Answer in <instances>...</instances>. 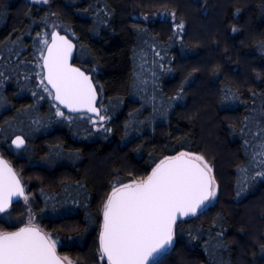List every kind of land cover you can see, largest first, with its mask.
<instances>
[{"label":"trees","instance_id":"obj_1","mask_svg":"<svg viewBox=\"0 0 264 264\" xmlns=\"http://www.w3.org/2000/svg\"><path fill=\"white\" fill-rule=\"evenodd\" d=\"M49 8L0 0V150L28 181L33 216L59 254L107 264L99 235L113 187L196 151L213 167L216 199L179 220L171 248L151 264H264L256 175L264 173V0H50ZM162 8L183 20L181 32L169 18L142 16ZM51 13L92 75L104 129L52 100L41 67ZM16 134L27 142L20 151L10 145ZM26 219L21 199L0 214V233Z\"/></svg>","mask_w":264,"mask_h":264},{"label":"snow or ice","instance_id":"obj_2","mask_svg":"<svg viewBox=\"0 0 264 264\" xmlns=\"http://www.w3.org/2000/svg\"><path fill=\"white\" fill-rule=\"evenodd\" d=\"M72 47L64 37L52 34V44L44 57L45 79L55 89V99L60 104L72 110L86 107L96 113V93L89 77L68 64ZM57 115L64 113L58 110ZM14 143L23 144V140L17 137ZM260 154L264 155V149ZM0 165L4 170L0 173L2 212L11 196L23 195L24 190L7 164L0 161ZM211 172L203 156L181 152L162 160L145 180L113 187L104 205L100 236V252L108 264H145L149 257L170 244L177 215H195L216 196ZM256 175L264 177L261 172ZM0 264H61V259L55 255V243L38 228L28 226L0 233ZM68 264L72 261L68 260Z\"/></svg>","mask_w":264,"mask_h":264},{"label":"water","instance_id":"obj_3","mask_svg":"<svg viewBox=\"0 0 264 264\" xmlns=\"http://www.w3.org/2000/svg\"><path fill=\"white\" fill-rule=\"evenodd\" d=\"M53 33H55L57 36H59V37H64L66 40H68L72 45H73V47H72V51H71V53H70V55L68 56V64L72 67V68H78V69H80V71L81 72H83L86 76H88L89 77V79H90V81H91V83H92V86H93V88L95 89V93H96V99H95V101H94V106L97 108V110H98V112H96V113H94V112H89L88 110H87V108L86 107H79V108H77L76 110H72V109H69L68 107H66L65 105H63V104H60L59 103V101H57L56 99H55V89H53L52 88V86L47 82V80L45 79V77L47 76V69L44 67V57L45 56H47V54H48V46H50L51 44H52V34ZM75 54H76V43L74 42V40L72 39V38H70L67 34H65V33H62V32H60L58 29H56V28H54V29H52V31L50 32V38H49V40L47 41V43H46V45H45V48H44V51H43V54H42V59H41V67H42V70H43V79H44V82H45V84L47 85V87L50 89V91L52 92V100H53V102L55 103V104H57L60 108H61V110L63 111V112H65V113H67V114H69V115H74V114H87V115H89V116H91V117H99V115H100V107H99V93H98V90H97V88H96V85H95V83H94V81H93V79H92V75H91V73H88V72H86L83 68H81L79 65H77L74 61H75ZM17 137H19L20 139H22L23 140V144H16V143H14V141H16L17 140ZM26 138L22 135V134H16V135H14L12 138H11V140H10V145H11V147L14 149V150H16V151H20V150H22V149H24L25 148V146H26ZM179 154V153H178ZM178 154H176V155H178ZM176 155H173V156H176ZM173 156H170V157H173ZM167 158V157H166ZM165 159V158H164ZM164 159H162V160H164ZM161 160V161H162ZM0 161H3V162H5L6 164H7V166H8V168H10L11 169V173L12 174H14L15 175V178L17 179V180H19V182H20V185H21V187L23 188V190H24V193H23V195H13V196H11L10 198H9V203H8V207L7 208H5L4 209V211H2V212H0V214H2V213H4L6 210H8L15 202H17L18 200H21L24 196H25V187H24V184H23V182H22V180H21V178H20V175L18 174V172L15 170V168H14V166L12 165V163L4 156V155H2V154H0ZM160 161V162H161ZM160 162L158 163V164H160ZM157 164V165H158ZM156 165V166H157ZM155 166V167H156ZM154 167V168H155ZM153 168V169H154ZM152 169V170H153ZM152 170H151V172L148 174V176L149 175H151V173H152ZM3 166L2 165H0V173H3ZM212 175V174H211ZM147 176V177H148ZM146 177V178H147ZM145 178V179H146ZM145 179H143V180H145ZM142 181V180H141ZM120 187H122V186H120ZM119 188V187H118ZM206 205H207V202H206ZM202 209H204V207L203 208H201V209H199L198 210V212L199 211H201ZM197 212V213H198ZM190 216H193V215H187V216H180L179 214L177 215V219H176V221H175V223L172 225V231H173V239H172V242L170 243V244H168V245H166L162 250H160L158 253H155V254H153V256L152 257H149V260L148 261H146L145 262V264H151L153 261H155L156 259H158L163 253H165V252H167L170 248H171V246H172V244H173V241H174V228H175V225H176V223L179 221V220H181V219H183V218H187V217H190ZM28 226H34V227H36V228H38L39 230H40V232H41V234H43V235H45L46 237H48L47 236V234L40 228V227H38V226H35V225H24V226H21V227H19V228H16V229H13V230H9V231H4V232H1V233H12V232H16V231H19V229H21V228H25V227H28ZM103 226H104V210H103V214H102V224H101V229H100V235H99V237L101 236V233H102V231H103ZM49 238V237H48ZM50 239V238H49ZM50 241H51V239H50ZM55 255L58 257V258H60L61 259V264H67L66 263V261L62 258V256L59 254V252H58V248L57 247H55ZM104 258L107 260V258L104 256Z\"/></svg>","mask_w":264,"mask_h":264},{"label":"rangeland","instance_id":"obj_4","mask_svg":"<svg viewBox=\"0 0 264 264\" xmlns=\"http://www.w3.org/2000/svg\"><path fill=\"white\" fill-rule=\"evenodd\" d=\"M31 2H35L37 4H40V5H44L46 6L47 8H49L50 6V0H47V2H44V0H29ZM50 9V8H49ZM143 17H151V18H156V17H160V18H169L172 22H173V26L178 30V32H181L183 30V27H179V25H183L184 26V22L182 19H179L176 15V12L173 10V9H169V8H162V9H157L156 11L154 12H151L149 14H144L142 15ZM56 17L54 14H50V28L51 30L54 29V21H55ZM44 38V37H43ZM45 45L47 43V39H45L44 41ZM45 47V46H44ZM42 58V56H41ZM91 124L94 126L93 128H95L96 130L97 129H104L106 128V125H107V122H108V117H105L104 116V119L101 120L100 117H96L92 120H90ZM182 152H185V153H191V154H194V155H201L204 157L203 154H201L200 152H189V151H182ZM181 153V152H179ZM0 154H1V150H0ZM204 160L211 166L212 168V177L214 179V175H213V167L210 163V161H208L205 157H204ZM24 181V184L25 185H28V181L26 179L23 180ZM215 181V179H214ZM215 187H216V196H217V192H218V186L216 184V181H215ZM112 192V191H111ZM111 194V193H110ZM216 196L215 197H211L210 200L207 202V205L204 207L206 208L208 205L212 204L215 199H216ZM30 198H31V195L30 194H26L23 198H22V201L25 205V208H26V211H27V219L25 221V223L27 225H35V226H38L41 228V226L38 224V222L36 221V219L34 218L33 216V213H32V209H31V206H30ZM203 210V209H202ZM48 233V232H47ZM54 242V241H53ZM55 243V242H54ZM55 247H57V244L55 243ZM62 256V258H65L67 257L68 260L72 261V264H76V262L67 254L65 253H61L60 254ZM101 258L102 259H105L104 256L102 255L101 253ZM68 260H65L66 263L68 264ZM106 260V259H105ZM107 261V260H106ZM107 264H108V261H107Z\"/></svg>","mask_w":264,"mask_h":264}]
</instances>
